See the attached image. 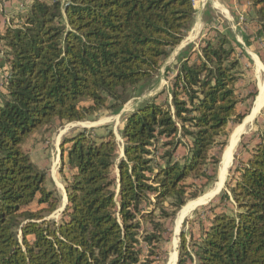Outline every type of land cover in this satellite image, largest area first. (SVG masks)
Returning a JSON list of instances; mask_svg holds the SVG:
<instances>
[{
  "label": "trees",
  "instance_id": "16d2710c",
  "mask_svg": "<svg viewBox=\"0 0 264 264\" xmlns=\"http://www.w3.org/2000/svg\"><path fill=\"white\" fill-rule=\"evenodd\" d=\"M249 1L256 30L245 43H264V0ZM25 8L0 34V264H164L165 221L196 198L194 181L216 177L213 149L251 111L252 101L238 109L245 53L205 13L197 47L165 67L167 89L125 113L122 156L111 131L64 135L67 203L54 221L47 216L59 196L25 139L53 121L118 113L158 79L197 9L193 0H29ZM246 144L218 203L196 219L198 234L180 232L176 264H264V120Z\"/></svg>",
  "mask_w": 264,
  "mask_h": 264
},
{
  "label": "rangeland",
  "instance_id": "374dc122",
  "mask_svg": "<svg viewBox=\"0 0 264 264\" xmlns=\"http://www.w3.org/2000/svg\"><path fill=\"white\" fill-rule=\"evenodd\" d=\"M20 1L21 0H18V3H20ZM193 2L195 1L193 0ZM196 14L195 16L198 17V14L197 15ZM193 28L195 29V26H193ZM175 53H176V47L171 49L169 56L162 62L160 68L158 69L157 71L158 79L154 77L148 89L140 93V95H136L135 93H133L132 94L133 96L129 98V100L122 105L118 113H113V111L110 108H102L95 114L90 115L86 117V119L81 121H73L67 123L53 121L50 125H47L46 127H42L36 130L34 133L29 135L25 139L23 144L24 150L28 153L31 161L36 165V167L45 174V186L53 190L59 196L60 199L57 209L54 212H52L50 215H48L47 218H50L54 221L59 220L61 217V212L67 203L63 182H62V176L59 172L61 166H63V163L60 160L59 143L61 138L68 133L83 128H86L94 135H104L108 133V131H111L114 138L117 141L119 156H121L123 143L120 138L119 131L122 127L125 113L131 110L132 107L139 104L141 101L155 96L162 89H167V85L169 84V79H167L164 75L165 67L169 65L172 61H174ZM262 58L264 61V54ZM240 62H241L240 68H241L242 76L237 83V87L240 97L245 98V100L238 105V109L240 111L244 110L247 103H250L252 101L251 113L249 117L247 116L243 120V123L237 125L230 124L228 129L229 136L227 137V143L225 147L222 149V151H219L218 148L213 149V153L216 154H218L219 152L221 153L220 162L218 163L216 168V173H217L216 177L212 181H209L208 183L205 182L204 180L194 181L196 185L195 187L200 189L196 198L188 200L185 203V205L180 209V211H178L177 215L173 219L165 221V225L167 227V233L165 234L166 235L165 240L162 243L163 249L166 252L164 256L165 260L170 252H172V256L174 251H176L177 253L178 244H179V233L182 230H185L187 232V229H193L195 235L198 234L199 224L196 222V219L198 218L199 220H203L204 216L207 215L205 213L207 208L218 203L219 194L221 193V191L225 189V183L227 179H229V176L231 174V169L237 164V157H240L245 154L247 149L246 143L248 142V139L255 133V131L258 129V126L264 120V73L262 75L257 73V76L255 77L253 73L252 62L246 60L245 57H240ZM0 63H2V60H0ZM2 73H3V69L2 66L0 65V75ZM257 89H258L257 96H260V102L256 111L252 113L257 96L255 95L256 96L255 99V97L250 98L249 95L250 93H253L255 91L257 94ZM165 95H166V90L161 94L160 97L164 98ZM86 104H87L86 101H83L81 103V105H86ZM232 137L233 140L231 141ZM229 145H230V159L226 166V171L223 180L220 183V179L218 175L222 164V157L224 155L225 149L228 148ZM63 169L64 171L67 170L65 166L63 167ZM208 170L210 173H213L212 167H209ZM112 172L114 174L117 173L116 166L113 167ZM189 182H192V180H189ZM35 205L36 204L34 203L32 207L35 208L36 207ZM228 207L231 206L228 205ZM180 214H182L181 219H179ZM191 220H195V221H191ZM206 223L207 221L205 220V224ZM18 237H20L19 234Z\"/></svg>",
  "mask_w": 264,
  "mask_h": 264
},
{
  "label": "crops",
  "instance_id": "0c3cea01",
  "mask_svg": "<svg viewBox=\"0 0 264 264\" xmlns=\"http://www.w3.org/2000/svg\"><path fill=\"white\" fill-rule=\"evenodd\" d=\"M194 1L195 2H193V6L197 9V14H198V17L195 16L193 22V26H195V29L192 26L185 35V37L183 38V40L180 42V44L176 46L175 57L181 49H183L186 45L190 43H193L195 47H197L199 39L204 37L206 32L204 14L208 13L211 17L215 19L212 20L211 22L212 26H216L220 29L226 27L232 31L235 40L239 43L242 51L245 53L247 57H250L251 59V62L253 64L254 76L256 77L257 73L262 75L264 73V61L262 58L264 54L263 53L264 43L257 39V40H253L250 45H247L244 40L245 39L244 35L254 34L256 30V27L252 20L254 16H253V11L250 7V1L249 0H194ZM26 4L27 1L25 0H21L20 3H18V0H0V34L3 32L6 26L10 25L13 21H16V16L19 14V12L21 14L24 12V10L26 9L25 8ZM246 56L243 55L240 57H246ZM1 57L2 56L0 53V58ZM2 69H3V73L0 75V86L2 83V76L5 73V66H3ZM257 95H258V89L256 96ZM250 113L247 116H249ZM64 160H66L65 157Z\"/></svg>",
  "mask_w": 264,
  "mask_h": 264
},
{
  "label": "bare ground",
  "instance_id": "6f19581e",
  "mask_svg": "<svg viewBox=\"0 0 264 264\" xmlns=\"http://www.w3.org/2000/svg\"><path fill=\"white\" fill-rule=\"evenodd\" d=\"M257 70V69H256ZM259 86V85H258ZM263 86V85H262ZM261 88V87H260ZM259 102H260V96H257V99H256V102H255V106L253 108V112L254 113L256 111V109L258 108L259 106ZM249 117V116H248ZM243 123V122H242ZM242 129V128H241ZM240 131V130H239ZM238 132V131H237ZM233 140V137L231 138V141ZM231 144V143H230ZM229 159H230V145L228 148L225 149V152H224V155L222 157V164H221V167H220V172H219V179H220V183L222 182L223 180V177H224V174H225V171H226V166L229 162ZM216 189V188H215ZM65 199V198H64ZM182 217V214H180V217L179 219H181ZM179 224V223H178ZM175 256H176V251H174L173 253V256H172V260L175 259Z\"/></svg>",
  "mask_w": 264,
  "mask_h": 264
},
{
  "label": "water",
  "instance_id": "95a60500",
  "mask_svg": "<svg viewBox=\"0 0 264 264\" xmlns=\"http://www.w3.org/2000/svg\"><path fill=\"white\" fill-rule=\"evenodd\" d=\"M123 155V153L121 154V156ZM222 157V156H221ZM219 176V175H218ZM66 195V193H65ZM207 196V195H206ZM180 211V210H179ZM180 235V233H179ZM177 257H178V252L176 253L175 259L172 260V252H170L166 258V260L164 261V264H176L177 262Z\"/></svg>",
  "mask_w": 264,
  "mask_h": 264
}]
</instances>
